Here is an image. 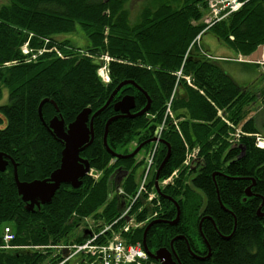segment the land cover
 <instances>
[{
    "label": "trees",
    "instance_id": "obj_1",
    "mask_svg": "<svg viewBox=\"0 0 264 264\" xmlns=\"http://www.w3.org/2000/svg\"><path fill=\"white\" fill-rule=\"evenodd\" d=\"M129 1L9 0L0 5V99L3 91L7 93L6 102L0 104V152L13 159L20 181L44 179L59 166L63 146L46 125L53 116L68 124L84 108L94 113L122 81H132L141 89L124 85L93 120V141L79 156L101 173L97 181L84 177L76 189L62 184L48 204L28 209L17 193L12 165L0 172V245L5 225L14 233L13 246H54L82 242L81 234L71 240L69 235L86 217L99 227L118 218L122 199L115 193L109 196L110 185L115 189L113 174L117 168L127 172L114 184L132 197L143 160L136 156L114 160L103 146V136L107 120L117 115L113 103L130 95L135 104L131 113L141 110L147 98L150 106L139 117L109 123L106 143L112 152L129 153L151 139L163 123L160 139L165 144L157 146L154 169L166 154V144L170 154L160 180L180 168L186 146L197 149L200 158L195 168H180L172 182L161 188L163 195L177 203L179 218L175 225H152L146 234L148 249L169 248L170 241L179 236L172 248L180 264H264V149L254 147L258 135H249L262 134L246 110L255 96L262 97L260 123L264 127V88L258 93L242 91L218 60L204 57L197 43L183 59L194 38L206 32L242 57L250 55L264 44V0H240L243 5L238 12L209 26L202 22L207 0H149L134 21L125 7ZM76 33L83 35L84 45L66 38ZM24 43L31 50L44 47L47 51L27 61L29 55L21 53ZM102 65L109 76L107 84L97 74ZM184 77L190 79L189 84ZM43 100L47 101L40 107ZM168 101L170 117L165 115ZM225 121L242 122L245 134L239 145H227ZM132 142L135 146L129 150ZM247 187L249 197L245 196ZM142 197L128 202L137 220L154 212L156 220L168 222L176 217L177 208L169 200L158 195L146 202V195ZM145 226L134 231L130 242L141 241ZM62 260L53 248L0 249V264H58Z\"/></svg>",
    "mask_w": 264,
    "mask_h": 264
},
{
    "label": "water",
    "instance_id": "obj_2",
    "mask_svg": "<svg viewBox=\"0 0 264 264\" xmlns=\"http://www.w3.org/2000/svg\"><path fill=\"white\" fill-rule=\"evenodd\" d=\"M260 55H261V47H258L250 56H248L244 60L249 62H256L258 59H260ZM127 84H131L137 90L141 91V89L134 82L122 81L119 84H117V86L111 92L104 105L100 107L98 110H96L94 113L91 114L90 108H84L75 116V118L70 123L66 125L63 119L58 116H53L47 122L46 125L48 129L55 136V138H57L61 142L63 146L61 150L59 166L56 169H54L48 175V177L44 179H34L32 181H20L17 175V169L13 159L9 155L0 152V172L5 171L8 163L12 165L13 180L16 186L17 193L19 194L21 201L26 203L28 209H33L34 206L39 207L41 204H48L51 201L57 189L59 188V186L62 184L69 185L75 189L81 186L82 179L89 171L90 166L86 159H83L79 156V153L82 150H84L86 147H88L93 141V120L111 103L113 97L118 93L120 88ZM46 101L47 100H43L40 104V107L42 103ZM134 106L135 104H134L133 96L130 95L123 96L112 105L113 110L117 113V115H114L111 118H109L105 124L103 146L106 149V151L109 152L110 155L116 160L117 159L124 160V159L132 158L138 154V152L142 149L144 145L154 141V138L148 139L140 143L132 152L128 154H120V153L112 152L108 148L106 143V134L109 123L117 118H121V117L135 118L145 114L149 109L150 99L147 98V102L141 110H139L136 113H130V111L134 108ZM55 110L57 111L56 107ZM159 142L162 144L164 143L163 140L161 139L159 140ZM166 146H167L166 154L155 171L153 183L156 193L159 196H162L163 199L169 200L176 206L177 208L176 217L174 218V220L168 222L161 220H153L149 222L143 230L141 243L147 255L151 259L159 261L160 264H180L172 248V242L175 239L179 238V236L174 237L170 241L169 248H159L154 252H151L146 245V234L148 229L152 225L162 222L168 225H175L179 218V210L177 207V203L172 198L163 195L158 187V179L160 177L161 169L168 160L170 154L169 146L167 144ZM249 189L250 187H248L245 191L246 197L250 195ZM203 219H205V217L201 218V221ZM88 233H89L88 231H84L83 237ZM262 244L264 246V234L262 236ZM200 258L204 259V257H200Z\"/></svg>",
    "mask_w": 264,
    "mask_h": 264
},
{
    "label": "built area",
    "instance_id": "obj_3",
    "mask_svg": "<svg viewBox=\"0 0 264 264\" xmlns=\"http://www.w3.org/2000/svg\"><path fill=\"white\" fill-rule=\"evenodd\" d=\"M207 6L212 14V19L209 24L220 20L228 16L231 13L237 11L240 1L239 0H207ZM222 14V15H221ZM201 53L210 58L211 56L206 54L202 49H200ZM25 55H29L27 57V61H33L36 59L38 55L43 54L47 51L44 47L39 50H31L28 47V43H24L21 47V52ZM107 59V58H106ZM258 64H264V61L259 62ZM99 75L101 76L103 81H107V75L105 71V67L99 69ZM166 114L171 116L170 110L167 107ZM228 126L232 125L227 122ZM233 133L236 136H240L243 134L239 127L233 126L231 127ZM163 130V123H161L153 132L152 138L154 141L151 142L152 148L148 151L146 157H144V164L142 167L143 176L140 178L138 187L136 188L135 194L132 197H127L131 202L135 201L136 198H139L143 195H146V202H150L155 198V194L152 191H149L147 188V177L149 175V171L151 166L154 163L155 150L158 144L160 143V136ZM264 145V142H262ZM194 152L197 150L191 149ZM188 148L186 147V152H188ZM97 171H94L92 168L89 169L87 174L93 178L98 176ZM176 175L171 174L168 178L162 181V185L168 184L171 182L172 178ZM114 193L119 197L125 196V193L118 186L115 187ZM153 206V204H151ZM131 204L126 207V209L121 213V216L111 224L101 227L98 229L99 231L93 230L92 228H88L89 234L84 237V241L80 244H64L58 246H31L33 249H45V248H53L60 252V246H63L68 251V255L63 258L61 262L58 264H63L64 262L71 261L76 258H80L83 260L85 264H153L148 262V256L145 253L142 243L140 241L131 243L127 238L124 237L125 234L129 233L133 228H136L138 225L135 224L134 216H130L125 222H123L117 230H114V225L118 223L119 220L128 216L127 212L130 209ZM156 212L149 215L146 219L148 220L151 217H155ZM83 220V219H82ZM145 220V221H146ZM93 224V223H92ZM94 225V224H93ZM80 227V226H79ZM95 228V227H94ZM86 230L80 227V233ZM10 227L4 228V240L8 241L12 239ZM81 233V234H82Z\"/></svg>",
    "mask_w": 264,
    "mask_h": 264
},
{
    "label": "rangeland",
    "instance_id": "obj_4",
    "mask_svg": "<svg viewBox=\"0 0 264 264\" xmlns=\"http://www.w3.org/2000/svg\"><path fill=\"white\" fill-rule=\"evenodd\" d=\"M147 1L149 2V0H131V1H129L127 4H126V6L125 7H128L129 8V12H130V21H134L135 20V18H136V15L138 14V12L140 11V8L144 5V4H146L147 3ZM9 2V0H0V5H3V4H6V3H8ZM207 2L208 1H206V7H205V13H204V16H203V18H202V22H204V23H206V24H208L210 21H211V19H212V16L209 14V9H208V6H207ZM242 5H243V3H242ZM242 7V6H241ZM241 7L237 10V12L241 9ZM66 35H68V34H66ZM70 38V39H72L74 42H75V45H78V46H82V45H84V43H86L85 42V38L83 37V35L81 34V33H76V34H70L69 36H66V38ZM231 38V37H230ZM209 42H211L212 43V45H213V48H212V50H209V52H211V53H215V49L216 50H218V49H221V47H223V48H225V50H229V52H231V56H229V57H234V56H236V57H238L239 58V61L240 62H242V61H244V63H253V64H255L257 67H259L258 69H259V72H260V78H259V82L260 83H258V84H255L254 86H253V88H251V90H250V93L252 92V93H258L259 91L261 92L262 91V89L264 88V64H258L259 62L258 61H256V62H249V61H245L244 59H246V58H244V57H246V56H244V57H242V55H240L239 53H237V52H235L233 49H230V47H228L225 43H222V42H220L218 39H216V37L213 35V34H211L210 32H206V33H203L202 34V36L200 37V34L199 35H197L195 38H194V40L192 41V43L190 44V46H188V48H187V51H186V53H185V55H184V58L183 59H185L186 58V55H187V53H188V51L190 50V48L193 46V44H195V43H197L198 45H200V47L199 48H203V49H206V50H208L207 49V45H208V43ZM261 45H259L258 47H260ZM257 47V48H258ZM201 48V49H202ZM256 48V49H257ZM255 49V50H256ZM254 52V51H253ZM252 52V53H253ZM261 52H263V50H262V48H261ZM22 54H24L23 53V51L21 52ZM251 53V54H252ZM250 54V55H251ZM209 55H211V54H209ZM241 56V57H240ZM249 56V55H248ZM25 57V56H24ZM204 57H206V56H204ZM260 57H263V55L261 54L260 55ZM207 58V57H206ZM104 60H106V61H108L109 59L107 58H103ZM219 65L221 66V68L231 77V78H233V81L235 82V80L237 79V78H240V77H248V76H251L252 75V73L253 74H255L254 73V71H248V70H246L245 69V67H243V65L242 64H240V63H238V62H235V61H232V59H228V61H220L219 60ZM6 66H9L8 64L6 65ZM102 67H106L105 65H102L101 67H100V69L102 68ZM105 71H106V69H105ZM97 74H98V76L99 77H101L100 75H99V70H98V72H97ZM185 78V80H186V82L189 84V82H190V79L188 80V77H184ZM236 83V82H235ZM241 89H242V91H249L246 87H242V86H240L238 83H236ZM172 97H174V95H172L171 96V99H172ZM6 99H7V93L6 92H4L3 91V95H2V98L0 99V104H2V103H4V102H6ZM261 102H262V97H260V96H255L254 97V99H253V101L249 104V106L247 107V116L248 117H252V118H254V121H255V124H256V127H257V129L260 131V133L262 134V137H261V135H259V136H257L258 134H255V133H253V134H250L249 136H257V137H255L254 138V147L255 148H257V149H260V150H262V149H264V145H262V142H264V127L263 126H261V123H260V120H261V115H260V108H261ZM167 107L170 109V103H169V101L167 102ZM167 107H166V109H167ZM218 111H217V113L218 114H221V111L219 110V109H217ZM170 113H171V110H170ZM165 115H167V116H169L170 117V115H168V114H166V110H165ZM247 118V117H246ZM226 122V121H225ZM233 126H236V127H239L240 129H241V126H242V122H240L239 124H237V125H230V126H228V132H227V135H226V138H225V141H226V143H227V145L229 146V147H231V146H237L239 143H240V136H236V135H234L233 133H231L232 131H233V129L231 128V127H233ZM261 126V127H260ZM241 131H242V129H241ZM243 133V132H242ZM245 133H243V135H244ZM242 136V135H241ZM135 146V142H132L130 145H129V147H127L129 150L130 149H132L133 147ZM186 146V145H185ZM187 147V146H186ZM152 148V146H150L146 151H150V149ZM188 150H190V151H188V152H186L185 153V158L183 159V161H182V163H181V166H180V168H182V169H187V170H190V167H193V168H195L196 166H197V164H196V161H193L192 162V158H190L191 157V153H192V150L191 149H188ZM156 151H157V147H156V150H155V153H156ZM130 153V152H129ZM126 154H128V153H126ZM146 156V153H144L143 152V149L142 150H140V152L137 154V158L138 159H144V157ZM197 158H199L198 157V153L195 155ZM188 158V159H187ZM200 159V158H199ZM152 168H154L153 166H152ZM179 168V169H180ZM179 169H175V170H173V172L171 173V174H173V175H178V173L180 172L179 171ZM138 171L140 172V171H142V166L138 169ZM153 173H152V169H151V174L147 177L148 178V181L150 180V177H151V175H152ZM171 174L170 175H168V177L169 176H171ZM101 175V173L99 172L98 173V176H97V179H96V181L98 180V178H99V176ZM116 176V175H115ZM143 176V173L141 172V173H139L138 174V177H137V181H136V188L138 187V183H139V180H140V178ZM125 176H123V178H124ZM168 177H166V178H168ZM176 177V176H175ZM122 178V179H123ZM166 178H163V179H161V181H160V179H159V182H158V184H160V186H161V188L163 187V186H165V185H162V181L163 180H165ZM174 178V177H173ZM172 178V179H173ZM121 179V180H122ZM120 180V181H121ZM120 181H118V182H120ZM111 182H112V185L115 187V184H114V180H113V178L111 179ZM171 182H172V180H171ZM171 182H169V183H171ZM168 183V184H169ZM112 186L110 185V192H109V196H112L113 194H114V189L112 188ZM144 196V195H143ZM139 198H143L142 196L141 197H139ZM159 204V206H160V202H159V200H157L156 201V205H158ZM139 211V210H138ZM121 212V211H120ZM120 216V215H119ZM146 217V216H145ZM144 217V219H141V220H137L136 219V224H140V223H143V222H145V220H146V218ZM118 219V218H117ZM119 222V221H118ZM93 223V220L92 219H90V218H86V219H83V220H81V223L79 224V226H81L82 228H84V229H86V230H84V231H87V229L88 228H92L93 230H97V231H99L98 229L99 228H101V227H103V226H101V227H99V226H97L96 225V227L94 228V225L92 224ZM82 224V225H81ZM120 224L121 223H117L116 224V226H114L115 227V229L114 230H117V228H118V226H120ZM106 225H108V224H106ZM106 225H104V226H106ZM4 227H10L11 228V226L10 225H5ZM78 229V227H76L74 230H73V233H71L70 235H69V237H70V240L71 239H73V237L75 236V234L77 233L78 235L79 234H81L80 233V231H78L77 230ZM89 232V231H88ZM75 233V234H74ZM86 235H88V234H86ZM132 235H134V233L132 232V234H130V235H128V236H126L125 238H127L129 241H130V238L132 237ZM1 239H2V235H1ZM2 244H3V242H2ZM27 246H31V245H27ZM50 246V245H49ZM154 252V251H153ZM148 262H149V260H148Z\"/></svg>",
    "mask_w": 264,
    "mask_h": 264
},
{
    "label": "bare ground",
    "instance_id": "obj_5",
    "mask_svg": "<svg viewBox=\"0 0 264 264\" xmlns=\"http://www.w3.org/2000/svg\"><path fill=\"white\" fill-rule=\"evenodd\" d=\"M240 1V0H239ZM209 2V1H208ZM241 3H240V5H239V7H238V9L242 6V1H240ZM237 9V10H238ZM209 14L212 16V14H211V12L209 11ZM222 15V14H221ZM227 17V16H226ZM226 17H224V18H221L220 20H222V19H225ZM220 20H217V21H215V22H218V21H220ZM264 45V44H263ZM263 45H261L260 47H262ZM262 50H263V52H261V54L263 55V57H264V48H262ZM250 56V55H249ZM248 56H246V57H244V58H247ZM207 59H212V60H215V58L212 56V57H210V58H208L207 57ZM264 60V59H263ZM100 69V68H99ZM98 69V70H99ZM105 69H106V67H105ZM98 70H97V72H98ZM106 75H107V78L109 77L108 76V74L106 73ZM176 76H177V78H179L180 76H181V72L180 71H178L176 74H175ZM100 79H101V81L103 82V83H105V84H107L108 82H109V79L105 82V81H103L102 80V78L100 77ZM170 110V109H169ZM138 112V111H137ZM130 113H131V111H130ZM136 113V112H135ZM70 123V122H69ZM66 125V124H65ZM243 135V134H242ZM260 134H258V136H259ZM262 137V136H261ZM240 144V143H239ZM238 144V145H239ZM138 146V145H137ZM136 146V147H137ZM145 146V145H144ZM143 146V147H144ZM150 146H152V145H150ZM135 147V148H136ZM142 147V148H143ZM134 148V149H135ZM151 150V149H150ZM197 150V149H196ZM133 151V150H132ZM131 151V152H132ZM198 152H194V151H192V153H191V157L190 158H192V162L193 161H196V164H198V162L200 161V159L199 158H197L195 155L197 154ZM121 154V153H120ZM114 159V158H113ZM188 159V158H187ZM114 160H116V159H114ZM155 168V167H154ZM154 168H152V166H151V168H150V171H149V175L151 174V169H152V173L155 175V169ZM148 175V176H149ZM154 175H153V182H154ZM84 177H89V178H92L93 180H96L97 179V177L96 178H93V177H91V176H89L88 174H86ZM83 177V178H84ZM19 178V177H18ZM160 179V178H159ZM159 179H158V182H159ZM161 181V180H160ZM60 187V186H59ZM158 187H159V189L161 190V186H160V184H158ZM147 188H148V190L149 191H152L154 194H155V198L158 196V194L156 193V191H155V187H154V183H153V185L151 186V187H149V181H148V178H147ZM248 188V187H247ZM246 188V189H247ZM246 191V190H245ZM249 193H250V195L249 196H251L252 194H251V192H250V189H249ZM248 196V197H249ZM127 197H131V196H127V195H125V196H122L121 197V199H122V201H121V212H120V216H121V213L126 209V207L129 205L128 204V202L130 201ZM259 209V208H258ZM259 212V211H258ZM127 214H128V216L127 217H125V218H123V219H121V220H119V222L118 223H123V222H125L131 215L132 216H134V222H135V224H136V219H137V217L135 216L136 214H132V209H129L128 210V212H127ZM149 215H151V214H147L146 215V219L149 217ZM120 216H118V218L120 217ZM156 216H157V212H156ZM156 216L155 217H151V218H149L148 220H146L145 222H143V223H138L137 225V227L136 228H133L129 233H127V234H125L124 235V237H126V236H128V235H130V234H132V232L134 233V231L135 230H137L138 228H141L142 226H144V225H147L149 222H151V221H153V220H156L155 218H156ZM86 218H90V219H92L91 217H86ZM86 218H84V219H86ZM93 220V224H94V227H96V225L98 226V224L99 223H97L94 219H92ZM117 219H115L114 221H116ZM113 221V222H114ZM112 223V222H111ZM117 224V223H116ZM116 224L114 225V226H116ZM120 224V225H121ZM82 225V224H81ZM81 227V226H80ZM119 227V226H118ZM4 228L5 227H3V229H2V242H3V244H1L0 245V249H5V250H8V249H10V250H12V251H14V250H22V251H24V250H30V249H32V250H41V249H33L31 246H27V245H20V246H13L12 244H11V242L13 241V239H14V233H13V231H12V228H10L11 229V234H12V239H10V240H8V241H6V240H4ZM100 229V228H99ZM114 229H115V227H114ZM79 230V229H78ZM72 233H73V231H72ZM76 235H78L77 233H76ZM75 235V236H76ZM133 236V235H132ZM74 238V237H73ZM83 241H84V239H83ZM82 241V242H83ZM82 242H80V243H82ZM141 242V241H140ZM80 243H72V242H70L69 241V243H67V244H80ZM132 243V242H131ZM66 244V243H65ZM58 245H64V243L62 242L61 244H58ZM58 245H54V246H58ZM43 246V245H42ZM60 248H61V250H60V253L62 254V258H64V257H66L67 255H68V251L66 250V248L65 247H63V246H60ZM151 252H153V251H151ZM146 253V252H145ZM147 254V253H146ZM148 256V255H147ZM148 258H150L149 256H148ZM157 261V260H156ZM159 264H160V262L159 261H157Z\"/></svg>",
    "mask_w": 264,
    "mask_h": 264
},
{
    "label": "crops",
    "instance_id": "obj_6",
    "mask_svg": "<svg viewBox=\"0 0 264 264\" xmlns=\"http://www.w3.org/2000/svg\"><path fill=\"white\" fill-rule=\"evenodd\" d=\"M202 48V47H201ZM212 48H213V45H212V43L211 42H209L208 43V45H207V49L208 50H206V49H203L204 51H206V52H208L209 54H211L214 58H215V60H218V62H219V60L220 61H228V59H232V61H235V62H239V58L238 57H236V56H234V57H229V56H231V52H229V50H225V48H223V47H221V49H218V50H216L215 49V53H211V52H209V50H212ZM261 48H264V45L261 47ZM241 57V56H240ZM264 59V57H260V59H258L257 61L258 62H261V61H264L263 60ZM243 67H245V69L246 70H248V71H254V73L255 74H253L252 73V75L251 76H248V77H240V78H237L236 80H235V82L236 83H238L240 86H242V87H246L249 91L251 90V88H253V86L255 85V84H258V83H260L259 82V78H260V72H259V67H257L256 65L255 66H243ZM233 79V78H232ZM141 172V171H140ZM115 187H117V186H115ZM81 223V220L79 221V223H78V225H77V227H78V231H80V227H79V224ZM76 228V227H75ZM84 232V231H83ZM75 234V233H74ZM76 235V234H75ZM82 235V234H81ZM76 260H82V259H80L79 257L78 258H76V259H73V260H71V262L72 261H76Z\"/></svg>",
    "mask_w": 264,
    "mask_h": 264
},
{
    "label": "flooded vegetation",
    "instance_id": "obj_7",
    "mask_svg": "<svg viewBox=\"0 0 264 264\" xmlns=\"http://www.w3.org/2000/svg\"><path fill=\"white\" fill-rule=\"evenodd\" d=\"M150 143H148V144H146V147H143L142 149H143V152L144 153H146V155H147V153H148V151H146L147 149H148V145H149ZM141 149V150H142ZM131 152V151H130ZM140 152V151H139ZM138 152V153H139ZM60 157H61V152H60ZM136 157H137V155H136ZM146 157V156H145ZM138 160H143V164H144V159H138ZM10 163H8V165H9ZM7 165V166H8ZM142 167H143V165H142ZM139 173H141V172H139ZM116 175V176H115ZM127 175V172H125V171H122L121 170V168H117V170H116V172L113 174V180H114V183L116 182H118V181H120L122 178H123V176H126ZM48 177V176H47ZM206 218V217H205ZM204 220V219H203Z\"/></svg>",
    "mask_w": 264,
    "mask_h": 264
}]
</instances>
